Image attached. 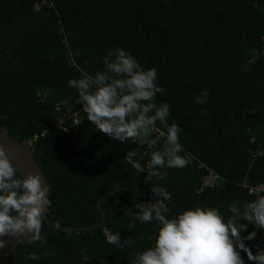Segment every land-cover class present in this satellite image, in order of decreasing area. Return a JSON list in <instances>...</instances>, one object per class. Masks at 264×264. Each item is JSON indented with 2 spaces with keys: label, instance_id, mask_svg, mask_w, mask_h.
<instances>
[{
  "label": "trees",
  "instance_id": "16d2710c",
  "mask_svg": "<svg viewBox=\"0 0 264 264\" xmlns=\"http://www.w3.org/2000/svg\"><path fill=\"white\" fill-rule=\"evenodd\" d=\"M116 48L156 70L164 91L155 103H168L167 122L180 128V155L189 163L159 169L165 179L147 181L124 160L136 148L146 167L162 137L151 149L110 139L77 103L71 81L103 71V58ZM205 89L207 101L199 104L196 97ZM156 128L164 130L159 122ZM5 129L16 141L31 142L50 189L48 217L76 228L43 223V245L20 243L6 264H133L151 245L157 225L125 213L153 202L154 185L171 196L165 202L170 218L200 206L219 209L227 221L229 204L242 207L264 190V0H0ZM116 187L146 196L115 191L101 201L104 225L79 229L100 220L97 201ZM106 229L119 233L122 243L132 236V245L107 243ZM253 230L255 238L244 243L255 253L264 248V229L248 224L241 236Z\"/></svg>",
  "mask_w": 264,
  "mask_h": 264
},
{
  "label": "clouds",
  "instance_id": "9594fccd",
  "mask_svg": "<svg viewBox=\"0 0 264 264\" xmlns=\"http://www.w3.org/2000/svg\"><path fill=\"white\" fill-rule=\"evenodd\" d=\"M103 71L93 75L82 74L71 81L78 92L77 103L82 106L87 120L110 139L122 143L131 142L139 146L155 148L158 138L163 145L150 152L146 167L138 159L137 149L129 150L124 160L136 173H146L145 179H165V167L183 168L189 161L180 155V128L169 124L170 106L168 103H155L158 93L164 89L157 84V72L154 68L145 69L126 50H109L103 58ZM207 90H202L196 101H207ZM159 122L164 130L156 128ZM159 134L153 138V132ZM29 148L31 142H25ZM49 186L40 171H28L17 175L5 147L0 144V249L8 241L4 237H13L18 242L31 245L40 242L43 245L44 216L51 204L48 199ZM154 202L141 204L137 212H126L134 220L142 223L156 222L155 237H149L151 245L137 252L133 264H245L242 250L253 264H264V248L253 253L244 240H253L255 230L242 237L241 233L252 224L264 229V190L253 193L254 199L242 207L236 203L228 205L232 216L225 220L215 207L187 208L174 217L166 215V201L170 194L161 186L151 187ZM246 223H244V222ZM107 243L117 248L130 247L133 237L121 242L119 233L104 231ZM32 260L39 259L36 253H30Z\"/></svg>",
  "mask_w": 264,
  "mask_h": 264
},
{
  "label": "water",
  "instance_id": "95a60500",
  "mask_svg": "<svg viewBox=\"0 0 264 264\" xmlns=\"http://www.w3.org/2000/svg\"><path fill=\"white\" fill-rule=\"evenodd\" d=\"M0 144H2L5 147V150L9 156V159L12 162L13 166L15 168H17V173L19 175L20 174H26L28 171H40L42 176L44 177L41 169L39 168L38 164L36 163V161L33 158L32 150L29 148V146L25 142L16 141L12 137H10L8 131L5 129V130H0ZM44 180L47 183L45 177H44ZM118 190H128V191H131V192L136 193L138 195L146 196L145 194H143L142 192H140L138 190H132V189H129L127 187H116L112 191L101 196L97 201V207H98L100 215H101L100 220L96 224H93V225H90L87 227H83V228H79V229L90 230V229H96V228L103 226L105 223V213L101 207V201L105 197L113 194L115 191H118ZM149 199L151 200V198H149ZM43 218L45 220L44 223H46L52 227H55L57 229H60V230L71 231V230L76 229L75 227L62 226V225H59V224L55 223L54 221H52L48 217V209H47V215L44 216ZM3 239L8 241V243H7L6 247H4L3 249H0V264H6L10 254L21 243V242H18L13 237H4Z\"/></svg>",
  "mask_w": 264,
  "mask_h": 264
},
{
  "label": "built area",
  "instance_id": "2783aa9c",
  "mask_svg": "<svg viewBox=\"0 0 264 264\" xmlns=\"http://www.w3.org/2000/svg\"><path fill=\"white\" fill-rule=\"evenodd\" d=\"M153 133L156 134L155 138L159 137L158 132L154 131ZM210 179H211V181H216L218 179V176L215 173L210 172ZM249 192H252V189H250Z\"/></svg>",
  "mask_w": 264,
  "mask_h": 264
},
{
  "label": "rangeland",
  "instance_id": "374dc122",
  "mask_svg": "<svg viewBox=\"0 0 264 264\" xmlns=\"http://www.w3.org/2000/svg\"><path fill=\"white\" fill-rule=\"evenodd\" d=\"M72 117H74V116H72ZM74 119L76 120V122H79L80 121V117H79V115L77 113H76Z\"/></svg>",
  "mask_w": 264,
  "mask_h": 264
}]
</instances>
